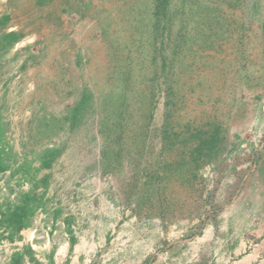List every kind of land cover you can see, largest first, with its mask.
<instances>
[{
    "label": "rangeland",
    "instance_id": "rangeland-1",
    "mask_svg": "<svg viewBox=\"0 0 264 264\" xmlns=\"http://www.w3.org/2000/svg\"><path fill=\"white\" fill-rule=\"evenodd\" d=\"M167 1L0 0V264H264V0Z\"/></svg>",
    "mask_w": 264,
    "mask_h": 264
},
{
    "label": "trees",
    "instance_id": "trees-1",
    "mask_svg": "<svg viewBox=\"0 0 264 264\" xmlns=\"http://www.w3.org/2000/svg\"><path fill=\"white\" fill-rule=\"evenodd\" d=\"M158 9L160 11H163L164 14L167 13V11H165L166 9H168V1L167 0H160V3L158 4ZM14 34H10L8 35L6 38H10V39H14ZM4 170V167H2L0 165V172H2ZM27 200V204L26 205H22L21 207H17L16 210H14L9 218L6 219L8 225L10 226H16L18 227L19 230L24 229L27 226V220L29 218V216L31 215V211L28 207V201H29V196L26 198ZM18 256V255H17ZM16 262L19 264L20 262V258L18 257Z\"/></svg>",
    "mask_w": 264,
    "mask_h": 264
},
{
    "label": "crops",
    "instance_id": "crops-1",
    "mask_svg": "<svg viewBox=\"0 0 264 264\" xmlns=\"http://www.w3.org/2000/svg\"><path fill=\"white\" fill-rule=\"evenodd\" d=\"M248 243L249 242L247 241V243L245 244V246L247 248H248ZM199 259H200L199 256H195L192 259V261L191 260L189 261V264H191V263H193V264L199 263L200 262ZM231 259H232L231 256L230 257H224V256H222L220 254L218 257L215 256L213 263H215V264H223V263L226 264L225 262L228 261V260L230 262ZM256 261H257V258L255 256V254L254 253H251V254L248 253L247 255L242 256L241 259H237L236 261H234V264H254Z\"/></svg>",
    "mask_w": 264,
    "mask_h": 264
}]
</instances>
